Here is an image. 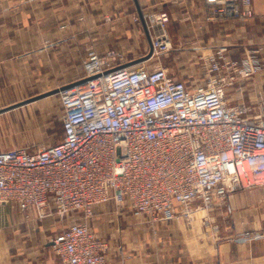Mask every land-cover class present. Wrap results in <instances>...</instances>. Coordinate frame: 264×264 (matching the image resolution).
Here are the masks:
<instances>
[{
  "label": "built area",
  "instance_id": "obj_1",
  "mask_svg": "<svg viewBox=\"0 0 264 264\" xmlns=\"http://www.w3.org/2000/svg\"><path fill=\"white\" fill-rule=\"evenodd\" d=\"M206 2L208 20L255 15L253 0ZM144 17L155 28L149 56L161 58L174 48L168 13ZM118 54L92 51L84 75L59 88L58 142L0 149V205L15 202L26 218L31 209L73 217L52 237L59 264H109L107 242L89 223L100 204L114 201L150 221L178 213L190 220L197 200L209 212L230 191L264 184V105L250 114L246 102L226 97L236 78L259 71L260 58L231 59L217 47L194 84L161 63L115 64Z\"/></svg>",
  "mask_w": 264,
  "mask_h": 264
},
{
  "label": "crops",
  "instance_id": "obj_2",
  "mask_svg": "<svg viewBox=\"0 0 264 264\" xmlns=\"http://www.w3.org/2000/svg\"><path fill=\"white\" fill-rule=\"evenodd\" d=\"M253 7L255 15L245 20H208L206 0H0V149L26 147L6 138L14 130L6 118L15 111L26 115L39 98L22 101L82 77L92 51L116 49L115 64L153 61L155 28L147 27L144 16L161 11L168 13L165 28L174 46L164 58L172 60L177 68L169 70L179 79L203 82V66H194L220 46L231 59L251 53L260 58L258 72L226 88L229 102L244 101L250 114L258 112L264 105V0H253ZM199 205L193 203L190 220L178 213L150 221L109 201L95 208L89 223L107 242L109 264H264V184L230 191L209 212ZM52 232L35 209L26 218L15 202L0 205V264H59L56 253L46 254Z\"/></svg>",
  "mask_w": 264,
  "mask_h": 264
},
{
  "label": "rangeland",
  "instance_id": "obj_3",
  "mask_svg": "<svg viewBox=\"0 0 264 264\" xmlns=\"http://www.w3.org/2000/svg\"><path fill=\"white\" fill-rule=\"evenodd\" d=\"M165 55H163L161 58L154 57L152 59L153 61L149 62V65L154 66V64L160 63L161 60L164 66L173 69L177 68L176 66H173L172 60L168 59L169 57L164 58ZM202 66L203 63H201L199 66L195 65L194 67L199 69V67ZM234 84L235 81L233 84L229 85V87ZM58 91L48 94L28 104L27 107L29 109L26 111V115L21 114L18 111L10 113L6 120H8L10 127L14 128V130L13 132H7L6 138L18 144L26 145V147L30 149H35L38 146H42L44 144L58 142L62 136V106ZM4 121L5 118L1 117L0 123ZM72 218L73 217L69 215L64 219L58 218L57 216H50L44 219L48 222V225H52V235L54 236L64 225V223L70 221ZM44 246L45 244L42 243L39 248L43 249ZM46 251L47 257L54 256L53 253H56L53 247L46 248ZM26 254L23 255V257H26ZM54 259L56 260L55 257ZM55 260L54 262L57 261Z\"/></svg>",
  "mask_w": 264,
  "mask_h": 264
},
{
  "label": "water",
  "instance_id": "obj_4",
  "mask_svg": "<svg viewBox=\"0 0 264 264\" xmlns=\"http://www.w3.org/2000/svg\"><path fill=\"white\" fill-rule=\"evenodd\" d=\"M58 90H59V89H58ZM53 92H55V91H50V92L44 93V94H42V95H38V96H36V97L28 98V99L22 101V103H24V102H29V101H32V100H35V99H37V98H40V97H42V96H45V95L51 94V93H53ZM18 104H20V103H18ZM18 104H16V105H18ZM1 110H3V109H0V111H1Z\"/></svg>",
  "mask_w": 264,
  "mask_h": 264
}]
</instances>
